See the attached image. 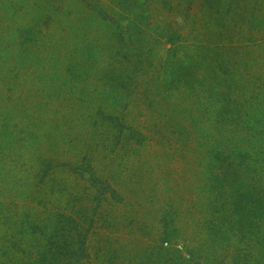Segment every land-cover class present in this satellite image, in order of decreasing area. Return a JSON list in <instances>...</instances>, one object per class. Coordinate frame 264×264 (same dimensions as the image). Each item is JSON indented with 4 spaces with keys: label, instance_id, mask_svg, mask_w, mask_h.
<instances>
[{
    "label": "rangeland",
    "instance_id": "rangeland-1",
    "mask_svg": "<svg viewBox=\"0 0 264 264\" xmlns=\"http://www.w3.org/2000/svg\"><path fill=\"white\" fill-rule=\"evenodd\" d=\"M33 40L43 69L0 65V264L66 212L78 264H264V0H0V47Z\"/></svg>",
    "mask_w": 264,
    "mask_h": 264
},
{
    "label": "trees",
    "instance_id": "trees-1",
    "mask_svg": "<svg viewBox=\"0 0 264 264\" xmlns=\"http://www.w3.org/2000/svg\"><path fill=\"white\" fill-rule=\"evenodd\" d=\"M17 34H15L16 39H20L19 31L20 27L16 28ZM23 44V48H18L13 52L12 44L9 42L3 43L0 49V65L2 64V78H8L11 80L17 79L16 76L20 73L35 74L34 71L37 69H43V65L39 62H26L16 60L15 54H18L19 58L26 51L27 48L34 47L39 48V45L36 41L27 42ZM27 45V46H26ZM18 46H20V41H18ZM34 70V71H33ZM9 85L14 84V81H11ZM18 84V83H17ZM8 85V86H9ZM19 85V84H18ZM13 90L14 87H8ZM81 219L77 216L72 215L71 213L57 214L55 217V223L52 227L51 235L55 237V240H51L50 243H46L43 250L40 246V249L35 255H38L36 258H32L30 264H78L80 258H83L84 252L79 248H83V234L81 230L84 228L78 222ZM56 235V236H55ZM68 239V240H66ZM76 246V247H75ZM63 247V248H62Z\"/></svg>",
    "mask_w": 264,
    "mask_h": 264
}]
</instances>
